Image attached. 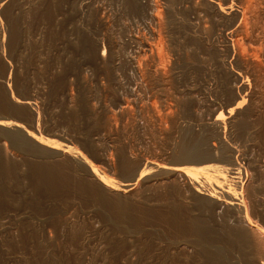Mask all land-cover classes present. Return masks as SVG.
<instances>
[{
	"label": "rangeland",
	"instance_id": "rangeland-1",
	"mask_svg": "<svg viewBox=\"0 0 264 264\" xmlns=\"http://www.w3.org/2000/svg\"><path fill=\"white\" fill-rule=\"evenodd\" d=\"M0 121V264H264V0H0Z\"/></svg>",
	"mask_w": 264,
	"mask_h": 264
},
{
	"label": "bare ground",
	"instance_id": "bare-ground-1",
	"mask_svg": "<svg viewBox=\"0 0 264 264\" xmlns=\"http://www.w3.org/2000/svg\"><path fill=\"white\" fill-rule=\"evenodd\" d=\"M172 1V0H171ZM2 3V2H1ZM221 9V8H220ZM248 9V8H247ZM244 11V10H243ZM156 17V16H155ZM248 18V17H247ZM242 24V23H241ZM143 42V41H142ZM152 42V41H151ZM152 45H150L149 46V48L151 47ZM161 48V47H160ZM153 49V48H152ZM159 49V48H158ZM237 50V49H236ZM152 51V50H151ZM148 52H149V49H148ZM158 52V51H157ZM154 52L152 51L151 53H149V54H151V56H152V54H153ZM158 54V53H157ZM135 55V54H134ZM156 55V54H155ZM155 57V56H154ZM158 57H159V55H158ZM133 58V57H132ZM152 58H153V56H152ZM157 58V57H156ZM159 59H161L160 57H159ZM135 60V59H134ZM139 60V59H138ZM144 60V59H143ZM156 60V59H155ZM158 60V59H157ZM162 60V59H161ZM139 62V61H138ZM137 62V63H138ZM157 62V61H156ZM157 63H159V62H157ZM141 66V65H140ZM155 66H157V65H155ZM158 66H160V65H158ZM137 68H138V64H137ZM157 69V68H156ZM133 70H134V68H133ZM137 71V70H136ZM158 71H161L159 68H158ZM137 74V73H136ZM237 96V95H236ZM240 98V97H239ZM239 98H237V99H239ZM240 99H242V98H240ZM126 103V102H125ZM240 103H241V100L239 101H237L236 102V106L235 107H238L239 105H240ZM127 106L126 105H124L123 106V108L124 109H127L126 108ZM129 107V106H128ZM155 110V109H154ZM230 110H232V108L230 109ZM231 112V111H230ZM159 117V116H158ZM222 118V117H221ZM219 119H220V117L219 116H215V120L216 121H219ZM4 123V122H3ZM1 121H0V125L1 124H3ZM5 125V124H4ZM197 140H198V138H197ZM196 140V141H197ZM197 144V143H196ZM196 144L194 145V144H182L183 146H181L180 147V151H179V156L180 157H178V158H180V160L182 161V162H187V161H190V160H194L193 158H197V157H199L200 159H202L200 156H202V157H205L206 155H207V153L205 154V152H204V150L202 151V149L201 148H199V146L197 147L196 146ZM205 151H206V149H205ZM198 159V158H197ZM196 159V160H197ZM206 159V158H205ZM204 159V160H205ZM199 160V159H198ZM203 160V159H202ZM176 161V160H175ZM179 161V160H178ZM200 162V161H199ZM204 162V161H203ZM202 162V163H203ZM180 163V162H179ZM197 163V162H196ZM187 164H189L188 162H187ZM192 164V163H191ZM200 164H201V162H200ZM156 168H159L160 166L159 165H154ZM179 166V165H178ZM208 167H210V166H208ZM234 169V171L232 172L233 174H235V175H237V174H239V171H238V168H233ZM167 170H168V172H170V174H174V175H182V176H184V177H186L187 178V181L193 186V183H194V185H196V183L195 182H197L196 180H195V178H194V175H196L195 173H197L196 172V170H194V169H192L191 167L189 168V167H177V166H175V167H168L167 168ZM224 170V169H223ZM228 171V170H227ZM224 172V171H223ZM92 175H94L97 179H98V181L102 184V185H104L106 188H108L109 190H111V191H119V189L115 186V185H113L112 183H108V182H106L105 181V179L103 178V177H101V176H99L97 173H96V171H92V172H90ZM231 173V172H230ZM141 177V173H140V175H138V178H140ZM134 178V177H133ZM133 181V180H132ZM136 181H137V178H136ZM129 182H131V180L129 181ZM132 183V182H131ZM136 183V182H135ZM135 183H132V184H127L126 186H125V188H127L128 189V187H131V185H134ZM130 189V188H129ZM229 193V192H228ZM210 195H215L214 193H210ZM211 197V196H210ZM227 202H229V201H227ZM232 202V201H231ZM226 204H228V205H233V207L234 206H237V207H239V209H241L240 208V205L238 204V203H226ZM117 209L120 211V213H123V211H124V206L122 205V204H119L118 206H117ZM243 210V209H242ZM118 211V212H119ZM236 211V210H235ZM245 217V216H244ZM246 218V217H245ZM246 220V219H245ZM248 226V225H247ZM256 232V231H255ZM239 233V232H238ZM259 235H260V233H259ZM237 238V237H236ZM240 240H241V238H240ZM239 241V240H238Z\"/></svg>",
	"mask_w": 264,
	"mask_h": 264
}]
</instances>
